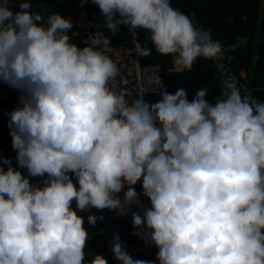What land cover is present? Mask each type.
I'll return each instance as SVG.
<instances>
[{
  "label": "clouds",
  "instance_id": "obj_1",
  "mask_svg": "<svg viewBox=\"0 0 264 264\" xmlns=\"http://www.w3.org/2000/svg\"><path fill=\"white\" fill-rule=\"evenodd\" d=\"M91 2L113 34L129 26L141 57L152 53L138 28L180 69L223 58L211 31L171 0ZM9 5L0 0V82L21 96L8 122L18 167L0 157V264H107L99 254L86 260L90 233L77 210L92 208L131 212L158 264H264V101L230 79L214 103L207 88L191 101L184 88L162 89L155 103L142 88L132 98L104 53L109 38L81 48L68 35L71 19L45 20L31 0ZM112 253L120 264H152L133 259L118 234Z\"/></svg>",
  "mask_w": 264,
  "mask_h": 264
},
{
  "label": "trees",
  "instance_id": "obj_2",
  "mask_svg": "<svg viewBox=\"0 0 264 264\" xmlns=\"http://www.w3.org/2000/svg\"><path fill=\"white\" fill-rule=\"evenodd\" d=\"M23 0H10V7L18 10V4ZM32 11L39 12L44 17L58 12L63 17L75 15L79 7L85 3H92L86 0H31ZM172 7L186 14L197 27L202 24L207 31H211L212 38L218 40L222 46L235 49L229 51L232 58L231 68L240 76L242 71L250 73L249 89L251 97L264 101V11L261 12L260 0H171ZM139 42L143 47L151 50V56L141 57L143 65H159L164 77V90L174 94L178 88L188 91V99L195 97V92L202 88L208 90V100H214L220 95L215 71L209 62L204 58H198L190 71L184 73L175 72V65L171 55H162L156 52L146 29L138 28ZM241 39L245 40L242 46H238ZM71 42L83 45L77 39L70 38ZM14 93L16 89L11 87ZM9 119H0V149L13 148L12 137L8 125ZM18 167L16 157H5ZM7 167V165H5ZM23 171V170H22ZM78 186V183H77ZM137 191L138 183L134 186ZM123 199V193L120 195ZM90 233V239L86 249V260L99 254L107 261V264H116L112 248L106 243L105 234L98 232L99 226L89 225L85 222ZM136 229L133 223L122 229L125 241L134 243ZM103 238V240H102Z\"/></svg>",
  "mask_w": 264,
  "mask_h": 264
},
{
  "label": "built area",
  "instance_id": "obj_3",
  "mask_svg": "<svg viewBox=\"0 0 264 264\" xmlns=\"http://www.w3.org/2000/svg\"><path fill=\"white\" fill-rule=\"evenodd\" d=\"M44 18L47 20L48 17ZM65 18L71 19L74 24L73 29L68 35L77 39L83 47L92 46L94 40H102L104 36L109 38L110 45L107 49H103L104 53L116 63L119 69L120 75L117 77V85L126 87L129 91H132V98L138 95L137 91L140 88L144 90V99L149 103H155L162 98L159 95V92L165 86L162 69L159 65H143L141 63V58L135 51L133 33L129 30V26L120 25L119 31L113 34L112 30L106 27L104 16L99 6L93 3L83 4L75 15H67ZM197 27L206 30L202 24H197ZM136 39L139 40L137 30ZM243 40L241 39L240 41ZM231 49L232 47L222 46L223 58L220 60H209L215 71V78L217 79L220 90L218 97H221L223 94L224 90L221 87V81L225 79H230L234 82L240 89L242 95L250 96L251 90L249 86L231 68L232 58L229 56ZM137 62L139 63V68H137ZM121 78L127 79L128 84L120 85ZM20 96V92L14 93L10 86L0 82V119H9V113L20 105ZM132 98H130V102ZM216 99L209 100V102L214 103ZM0 157L14 158L16 157V150L13 148H1ZM23 172L27 175L26 169H23ZM45 178L33 177L31 180L33 183H41ZM137 193L142 203L150 208V200L143 195L142 182H139ZM72 207L74 209L76 208L75 201ZM77 211L79 215L84 217L85 222H87V218L91 214H95L98 217L103 216V220H97V223L100 225L98 232L106 235V241L111 247L114 235L118 234L124 248L133 259L158 264L156 256L159 250L154 244L147 243L145 238H141L138 235H135L136 243H130L124 240L121 231L122 228L133 223L131 212L121 216L119 213L108 209L97 210L92 208L90 211ZM132 211H139V209L133 205ZM116 261V264H120L118 260Z\"/></svg>",
  "mask_w": 264,
  "mask_h": 264
},
{
  "label": "crops",
  "instance_id": "obj_4",
  "mask_svg": "<svg viewBox=\"0 0 264 264\" xmlns=\"http://www.w3.org/2000/svg\"><path fill=\"white\" fill-rule=\"evenodd\" d=\"M86 4V3H85ZM79 8H81V7H79ZM70 38H72V37H70ZM74 39V38H73ZM245 43V40H243V41H240L239 42V45L238 46H242L243 44ZM237 46V45H236ZM236 46H232V49L231 50H233V49H235L236 48ZM230 50V51H231ZM175 65V64H174ZM186 70H184V69H180V68H178L176 65H175V72H177V73H184ZM251 76H252V71L250 72V73H247V72H245V71H242L241 72V74H240V77H241V79L247 84V85H249V79L251 78ZM23 170V169H22ZM34 178H38V177H34ZM138 186H139V182H138ZM137 191H138V188H137ZM139 198H140V196H139ZM98 224V223H97ZM131 225V224H130ZM98 226L100 227V225L98 224ZM126 227V226H125ZM123 229V228H122ZM122 232V231H121ZM123 236V235H122ZM102 240H103V238H102ZM104 240H106V238H104ZM135 240H136V238H135ZM137 242V241H136ZM136 242H134V243H136ZM106 243H107V241H106ZM131 243V242H130ZM108 244V243H107ZM109 245V244H108ZM110 246V245H109ZM111 247V246H110ZM112 248V247H111ZM114 256V255H113ZM115 258V257H114Z\"/></svg>",
  "mask_w": 264,
  "mask_h": 264
},
{
  "label": "rangeland",
  "instance_id": "obj_5",
  "mask_svg": "<svg viewBox=\"0 0 264 264\" xmlns=\"http://www.w3.org/2000/svg\"><path fill=\"white\" fill-rule=\"evenodd\" d=\"M260 5H261V12H263L264 11V0H260ZM250 95H251V92H250Z\"/></svg>",
  "mask_w": 264,
  "mask_h": 264
}]
</instances>
